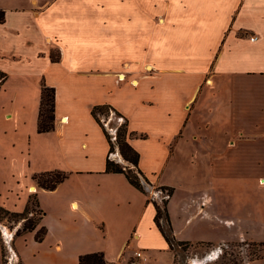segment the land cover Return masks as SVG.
<instances>
[{"label":"crops","instance_id":"obj_1","mask_svg":"<svg viewBox=\"0 0 264 264\" xmlns=\"http://www.w3.org/2000/svg\"><path fill=\"white\" fill-rule=\"evenodd\" d=\"M0 10V145L11 141L22 162L7 192L17 201L0 207L23 214L36 198L41 212L22 235L0 226L7 264H80L94 253L129 264L139 250L144 264H173L151 201L162 205L161 188L172 190L161 224L176 244L264 242V0H0ZM190 81L191 96L176 101ZM44 82L56 90V121L39 133ZM104 104L128 121L138 152L153 140L166 164L191 148L193 188L163 181L142 159L146 193L106 173L109 144L92 116ZM41 139L58 145L61 161L34 169L27 161ZM56 171L69 177L54 190L33 179Z\"/></svg>","mask_w":264,"mask_h":264},{"label":"rangeland","instance_id":"obj_2","mask_svg":"<svg viewBox=\"0 0 264 264\" xmlns=\"http://www.w3.org/2000/svg\"><path fill=\"white\" fill-rule=\"evenodd\" d=\"M93 87L97 91L95 97L101 99L107 97V93L103 90L104 86L102 83H95ZM179 89L180 93L176 95V101L183 102L191 96L194 90V84L191 83V81L186 82L185 86ZM113 95H115L116 98L121 99L123 97V92L118 91L116 93H113ZM98 116L106 127L110 136L112 137V141L115 145L114 151L110 154V157L116 162L122 164L123 166H125L123 164V162H125L128 169L131 168L134 172L139 174L137 168H135L133 164L129 163L124 159L118 145V134L120 129H123L125 127L124 125L126 120L124 118H121L119 115L115 114L112 109H108L105 112H100ZM190 130L191 126L186 129V134H188L190 136V139H192L189 133ZM6 141L8 142L6 147H4L3 144L0 145L1 203L5 202L7 198L10 199V202L17 201L14 197L11 199L7 192L9 183L11 181L14 182V174L12 173L18 172V174H20L21 168L19 164H22L19 158L20 152L18 151V147H15L11 141ZM39 142L40 143L38 145V152L33 155L34 158L32 159V163L31 161H27V165L31 164L33 165L34 169H39L43 165V162L47 159L53 161L55 165L59 161H61L60 150L56 143H48L47 141H43V139H41ZM178 150H180V155L177 154V156L171 157L170 162L166 163V165V150L159 147L153 140L144 141L141 145V152H139L142 159V166L145 170L150 169L151 171L156 170L157 172L163 170L161 171V173H163V181L174 183L175 185L181 186L184 189H192L194 186V181L198 178H194V174L197 172V170L194 164L192 163V159L190 156L191 148L185 149L184 147L182 148L180 146ZM27 165H25L24 169L29 168V166ZM196 174L198 175V172ZM139 177L142 183H144V188H146L148 191L149 183L146 182L143 175L140 174ZM153 191L155 193L158 192V197L162 199V205L160 207L162 209L163 214L166 215L167 204H164V202H166V199L169 196L167 191L162 188L158 190L153 189ZM151 201L155 203L152 198ZM164 215L163 217H165ZM0 216V226H2V229L5 227H9L10 224L16 222L17 220V218L11 217L9 215L0 214ZM40 217H37L35 219H38ZM165 230L169 233L168 224L165 226ZM14 232L15 236L22 235L25 232L24 226ZM182 244L183 246L178 245L174 249L175 255L173 258V264H242L250 259L256 258L257 255L262 254L264 252V246L254 245L256 243H251L247 240L236 242L233 244H227L225 246H214L210 244H196L190 246L185 243ZM0 245L2 254L1 264H7V261L9 262V260H7L6 258L10 255V244L8 245V247H5V245L3 246L2 243Z\"/></svg>","mask_w":264,"mask_h":264},{"label":"trees","instance_id":"obj_3","mask_svg":"<svg viewBox=\"0 0 264 264\" xmlns=\"http://www.w3.org/2000/svg\"><path fill=\"white\" fill-rule=\"evenodd\" d=\"M5 20V12L0 10V23H3ZM53 60L55 62L58 61L57 57H53ZM108 109L115 110L112 106L104 104V105H96L92 109V116L96 120V122L100 125L102 128L104 135L108 141L109 144V156L106 160V166H105V172L106 173H117V174H124L129 181L131 185H133L138 190L142 191L143 193H146V190L144 188V184L140 180L139 175H143L142 171L140 170V161H141V155L140 153L130 144V138L134 135V133L130 132L129 129V123L126 120L125 127L123 129H120L118 134V145L120 148V151L126 161L133 164L135 168H137L139 174L133 171L131 168L124 169V166L118 162H115L110 158V154L114 151V142L112 141V137L110 136L109 132L107 131L106 127L102 123L101 119L99 118L98 114L100 112H105ZM56 90L53 87H50L44 82L42 84V92H41V102H40V113H39V120H38V132L39 133H47L50 131H53L55 129V121H56ZM116 111V110H115ZM117 115L122 116L118 112H116ZM142 138H144V135H141ZM69 177L68 173L65 172H46V173H40L35 174L33 176V179L36 180L39 187L47 190H54L57 188L58 185L63 183L67 178ZM167 191L168 195L170 196L172 191L169 188H163ZM37 200L36 198H32L30 200V207L28 210H26L23 214H16L11 213L4 208L0 207V214L9 215L14 218H21L24 217L28 212L33 209L40 212V210L36 206ZM156 207V218L155 222L162 232V234L165 236L169 246L171 249H175L178 245L175 243V239L172 233L171 224L168 223L169 233L165 230V228L162 226L161 221L165 218H168V215L163 214L162 209L160 205L157 203H154ZM166 204V202H164ZM41 213V212H40ZM163 215L165 217H163ZM1 217V216H0ZM41 218L38 219H32L24 224V231L30 232L36 229L37 222ZM46 234V229L42 228L36 236V239L38 241H42L44 238V235ZM254 245L257 246H264V242L262 243H256ZM264 257V252L262 254H259L254 259H259ZM250 259V260H254ZM80 264H105L104 255L102 253H94V254H87L80 257Z\"/></svg>","mask_w":264,"mask_h":264},{"label":"built area","instance_id":"obj_4","mask_svg":"<svg viewBox=\"0 0 264 264\" xmlns=\"http://www.w3.org/2000/svg\"><path fill=\"white\" fill-rule=\"evenodd\" d=\"M124 169H126L125 166H124ZM40 216H41L40 212H38L37 210L35 211V210L31 209L28 212V214H26L21 220H19L17 222H13L12 224H10L9 227H5V228H7L8 230H10V232L14 236L15 235V232L14 231H16L19 228H21L22 226H24V224L27 223L28 221H30L32 219H35L37 217H40ZM1 229H2V226H1ZM5 243H7V242H5ZM145 261H146V257L144 255V251L143 250H139V251H136L134 253V256L132 257V260L130 261L129 264H144Z\"/></svg>","mask_w":264,"mask_h":264}]
</instances>
